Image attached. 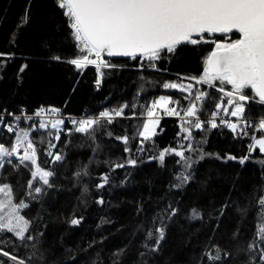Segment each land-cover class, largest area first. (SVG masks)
<instances>
[{"label":"trees","instance_id":"16d2710c","mask_svg":"<svg viewBox=\"0 0 264 264\" xmlns=\"http://www.w3.org/2000/svg\"><path fill=\"white\" fill-rule=\"evenodd\" d=\"M209 51L207 44L179 46L173 54H164L162 65L157 62L159 71L146 60L104 57L114 67L102 68L97 84L94 66L81 71L68 63L79 49L56 0H0V53L10 54L0 56V118H4L0 143L10 146L16 131L28 130L38 165L54 172L50 184L43 185L32 177L29 161L20 163L23 149L11 163L5 158L0 186L8 184L13 201L28 205L21 214L30 222L27 234L37 243L35 247L31 242L21 244L14 235L0 232V264H15L11 255L25 261L31 258V264H208L204 253L215 254L213 245L220 249L218 264H253L264 230V207L260 205L264 154L258 149L249 152L252 136L258 137L259 131L243 135L226 126L211 128L206 121L215 103L227 106V97L200 86L210 96L198 105L204 127L191 129L196 152H188V141L181 139L187 135L181 131L183 120L160 118L162 109L155 111L160 116L156 133L147 140L139 136L148 120L147 106L159 96L180 102L169 107L188 106L187 93L164 89L162 84L179 83L178 76L201 74ZM54 56L61 59H52ZM125 103L128 107L123 116L111 124L102 121L104 127L91 134L69 133L67 129L73 128L69 123L59 133L50 125L41 130L36 119H20L11 133L3 126L14 116L33 115L41 107L75 116H98L99 111ZM246 112L248 117L264 116V104L252 102ZM120 137H127V143ZM181 145L185 155L195 161L188 169L191 179L184 183L179 179L186 174L182 158L169 151L164 161L159 159L160 151ZM48 152H58L64 159L53 162ZM200 153L203 159H199ZM227 154L238 159L228 160ZM245 156L248 159L241 164L239 158ZM129 159L136 163L129 166ZM118 164L124 166L116 167ZM78 172L79 176L74 175ZM100 184L103 187H97ZM36 187L42 191L36 193ZM169 206L178 212L171 220L166 211ZM194 208L200 217L192 218ZM72 219L80 223L72 225ZM156 227L165 228L158 246ZM149 231H153L150 238ZM250 244L257 246L250 250ZM153 247L158 251L151 252ZM4 251L10 256H4ZM255 264H260L258 259Z\"/></svg>","mask_w":264,"mask_h":264},{"label":"snow or ice","instance_id":"6c2138e0","mask_svg":"<svg viewBox=\"0 0 264 264\" xmlns=\"http://www.w3.org/2000/svg\"><path fill=\"white\" fill-rule=\"evenodd\" d=\"M56 4L62 10V15L67 18L75 47L79 49L76 57L70 59L68 63L81 71L88 66H94L97 72V84L100 83L101 69L114 67L104 59L105 56L129 57L134 61L146 60L150 68L159 71L157 62L162 65L164 54H173L179 46L201 44L210 46V51L203 59L201 74L178 76L179 83L164 82L162 84L164 89H177L187 93L184 99L188 102V106L183 109L169 107L170 104L179 105L180 102L174 101L167 95H161L152 101L151 105L147 106L149 119L144 122L143 130L139 132L143 140L155 134L154 126L158 124L155 118L156 109H162L165 115L172 116H180L182 110L184 117L188 119L181 123V131L187 134L181 139L188 141L186 146L188 152H196L197 148L193 146L191 139V129L200 130L204 127L205 122L198 115L202 108L198 105L210 96L208 90H202L200 87L207 86L209 90L215 89L218 93H223L227 97V106L219 102L215 103V110L211 112L212 119L206 123L211 128H217L216 118L221 111L226 117L230 115L236 118L234 122L231 119L220 118L219 125L226 126L233 133H236L239 128L243 135H249L253 129L258 130L259 136H252L249 152L258 149L259 153L264 154V116L251 119L246 112V106H250L252 102L264 104V0H56ZM9 55L0 53V56ZM52 59L59 61L61 58L54 56ZM25 67L26 65L22 66L20 71L23 72ZM140 68L143 70L144 65L141 64ZM184 80L188 83H184ZM227 86H230V90H227ZM126 107H128L127 103L116 109L99 111L98 116L86 114L78 120L70 119L69 122L73 128L67 131L94 133L98 127H104L102 121L111 124L114 116H123ZM132 107H136L135 103ZM33 115L40 118L38 127L41 130L47 129L50 124L51 128L59 133L61 125H65V120L60 117L58 109L41 107L35 110ZM44 116H48L49 119H43ZM3 119L0 118V122ZM20 119V116L15 117L16 121ZM25 119L32 120V117H25ZM3 126L8 132L14 131L11 124ZM31 127L33 131L36 129L35 121L32 122ZM118 139H123L127 143V137ZM20 149H23V156L19 158L20 163L29 161L33 168L32 177H38L43 185H49V178L54 175V172L38 165L37 149L29 138L28 130L16 131L14 143L10 146L0 143V166L3 165L5 158H9L7 162L11 163V158L18 156ZM125 151L128 149L125 148ZM169 151L183 159V169L186 174L179 179L182 183L187 182L191 179L188 169L195 161L191 156L185 155L184 145H181L179 149L160 151L159 159L164 161ZM48 155L52 157L53 162L64 159L58 152H48ZM203 155L200 153L199 159H203ZM217 158L220 159L218 154ZM226 159L238 158L227 154ZM246 159H248L247 156L241 157L239 162L243 164ZM127 163L134 165L136 161L129 159ZM261 163H264V160ZM123 166L116 165V167ZM74 175L79 176L80 173ZM104 179L107 180L106 177ZM29 183L31 184V181ZM97 187H103V184ZM41 191V187L35 188L36 193ZM0 194H2L0 196V232L10 233L21 244L31 242L35 247L37 243L35 237L27 234L30 222L21 214V210L28 205L23 200L19 203L13 201L8 184L0 186ZM260 205L264 207V197L260 199ZM166 211L171 213L170 220L178 215L177 209L171 206ZM200 215L199 211L192 209V218H198ZM79 223V219L71 220L72 225ZM153 231L158 237L156 239L158 246L165 237V228L156 227ZM153 231H149V238L153 235ZM256 246V244H250L249 249ZM212 247L216 249L215 254L206 251L204 259L208 264H218L221 259L220 249L215 245ZM259 247V255L253 257V264L257 259L260 264H264V230L261 232ZM156 251L158 247L151 249V252ZM35 254L34 252L33 256ZM3 255L10 256L6 251ZM10 259L15 264H31V258L25 261L18 259L16 255H11Z\"/></svg>","mask_w":264,"mask_h":264},{"label":"built area","instance_id":"2783aa9c","mask_svg":"<svg viewBox=\"0 0 264 264\" xmlns=\"http://www.w3.org/2000/svg\"><path fill=\"white\" fill-rule=\"evenodd\" d=\"M143 108H145V105H143ZM156 111V110H155ZM59 114H60V117L61 118H63L64 120H65V124L66 123H69L70 125H72L70 122H69V120L70 119H80V118H83V117H85V116H75V115H69V114H65L63 111H61V110H59ZM17 116H20L21 117V119H25V117H32V119H36V120H39L40 118H38V117H34V115H27V114H19V115H17ZM15 117L16 116H14V120L10 123L12 126H13V128H14V131L17 129V127H18V121H16L15 120ZM156 117V119L158 120V119H160V118H164V117H170V118H173V119H180V120H185V119H188V118H186V117H184V115H183V112H181V115L180 116H172V115H165V114H163L162 115V117H160V116H155ZM160 117V118H159ZM259 117H261V116H257V117H249V118H251V119H258ZM43 119H45V120H48L49 119V117L48 116H44V117H42ZM115 118H117V117H113V120L115 119ZM149 118V117H148ZM220 118H227V119H231L233 122L236 120V118H234V117H230V115L229 116H225V113H223L222 111L220 112V114H219V116L216 118L217 119V123H218V125H219V119ZM191 119H195V118H191ZM210 119H212V117H210L208 120H210ZM25 120H27V119H25ZM242 123H243V121H242ZM50 125V124H49ZM62 126H64V125H61V127ZM220 126H224V125H220ZM5 130L7 131V128H5ZM13 131V132H14ZM8 132V131H7ZM237 132H240V129L238 128L237 129ZM11 133V132H10Z\"/></svg>","mask_w":264,"mask_h":264},{"label":"rangeland","instance_id":"374dc122","mask_svg":"<svg viewBox=\"0 0 264 264\" xmlns=\"http://www.w3.org/2000/svg\"><path fill=\"white\" fill-rule=\"evenodd\" d=\"M188 83V82H187ZM194 85H195V82H194ZM158 109H156V111H157ZM155 116H156V112H155ZM156 118V117H155ZM149 119V118H148ZM158 125H159V122H158V124H156L155 126H154V133H156V131H157V128H158ZM153 136V135H152ZM151 137V136H150ZM17 158L19 157V153H18V156H16ZM15 158V157H14ZM0 168H1V166H0ZM0 196H2V194H0Z\"/></svg>","mask_w":264,"mask_h":264},{"label":"water","instance_id":"95a60500","mask_svg":"<svg viewBox=\"0 0 264 264\" xmlns=\"http://www.w3.org/2000/svg\"><path fill=\"white\" fill-rule=\"evenodd\" d=\"M105 57H107V56H105ZM107 58H110V59H131V58H129V57H107ZM129 166H132L131 164H129Z\"/></svg>","mask_w":264,"mask_h":264},{"label":"flooded vegetation","instance_id":"af4514ba","mask_svg":"<svg viewBox=\"0 0 264 264\" xmlns=\"http://www.w3.org/2000/svg\"><path fill=\"white\" fill-rule=\"evenodd\" d=\"M233 38H235V37H233Z\"/></svg>","mask_w":264,"mask_h":264}]
</instances>
